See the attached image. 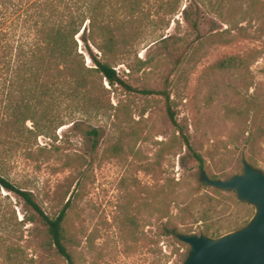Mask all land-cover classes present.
<instances>
[{
  "label": "rangeland",
  "instance_id": "374dc122",
  "mask_svg": "<svg viewBox=\"0 0 264 264\" xmlns=\"http://www.w3.org/2000/svg\"><path fill=\"white\" fill-rule=\"evenodd\" d=\"M187 5L189 21L182 12ZM17 16L6 23L0 18L6 35L11 29L6 37L1 33L3 47L22 34ZM169 21L156 34L149 30L132 48L130 59L136 62L132 72L122 61L115 68L134 87L168 89L177 121L191 134L210 176L225 179L239 173L243 156L252 155L255 166L264 170V138L252 146L247 134H241L236 115L228 112L231 107H245L249 95L264 97V0H182L180 11ZM162 35L168 38L161 40ZM77 39L86 65L94 66L80 34ZM3 47L0 51L8 52ZM92 50L101 56L97 48ZM230 56L242 64L230 70L215 67ZM9 77L6 64H1L0 102ZM105 85L113 105L107 114L79 116L76 125L60 127L57 138L39 136L37 146L48 148L46 156L31 160L20 153L9 162L6 176L31 191L51 216L73 193L67 246L75 264H182L190 247L167 233L166 227L200 231L206 223L182 222L178 203L165 197L162 187L169 182L173 188L179 180L182 191L196 189L199 163L171 121L162 96ZM260 121L264 125V113ZM93 128L99 129L96 139L90 132ZM148 164L157 167V176L145 170ZM254 209L242 207L238 212L249 217ZM229 219L234 216L219 212L214 222ZM0 264H70L58 254L40 214L4 188Z\"/></svg>",
  "mask_w": 264,
  "mask_h": 264
},
{
  "label": "trees",
  "instance_id": "16d2710c",
  "mask_svg": "<svg viewBox=\"0 0 264 264\" xmlns=\"http://www.w3.org/2000/svg\"><path fill=\"white\" fill-rule=\"evenodd\" d=\"M14 1L0 0L3 23L12 15H18L22 21L20 38L14 35L13 41H7L4 47L3 35H9L11 29L7 35L8 30L0 29V47L8 49L6 53L0 51V65L6 64L7 73H10L3 88L5 96L0 102V191L4 188L15 192L39 213L48 226V234L58 254L75 264L67 246L71 238L68 215L74 205L73 193L61 211L51 216L42 209L31 191L15 185L6 176L9 162L20 153L31 160L44 157L48 148L37 146L39 136L57 138V130L66 124L76 125L79 116L92 119L107 114L113 107L107 83L111 88L120 86L128 92L162 96L171 121L179 127L183 142L191 149L200 169H205L204 156L191 142V134L186 133L177 121L168 89L134 87L115 68V64L122 61L120 63L127 66L129 73L134 70L136 62L129 55L132 48L145 38L149 30L156 34L169 26V17L180 11L182 0H17L16 4ZM203 5L207 6V3L203 1ZM12 6L14 10L10 11ZM188 8L189 5L182 12L189 21ZM30 34V41L25 40ZM78 34L85 42L94 66H87L84 54L78 51ZM92 47L97 48L101 56L94 54ZM8 56L9 61H4ZM237 59V56H230L216 63L215 67L238 68L242 63ZM245 99V107H231L228 112L236 115L241 134H247V142L254 146L264 138V125L260 121L264 113V97L249 95ZM90 132L95 139L99 135L98 128ZM248 160L256 165L253 155ZM145 170L156 176L159 171L154 164H148ZM210 177L219 178L216 175ZM175 183L177 185L172 188V184L166 182L162 188L165 197L174 198L178 203V218L182 222L206 223L200 231L193 227L183 230L179 225L166 227L167 233L177 238L180 233L218 237L240 228L255 213L254 209L249 217L240 215V208L246 210L252 205L240 201L235 193L231 196L224 190L205 185L200 175L198 187L194 190L182 191L180 181L175 180ZM235 207L236 211L230 210ZM219 212L222 215L228 213L234 219L217 224L214 217Z\"/></svg>",
  "mask_w": 264,
  "mask_h": 264
},
{
  "label": "water",
  "instance_id": "95a60500",
  "mask_svg": "<svg viewBox=\"0 0 264 264\" xmlns=\"http://www.w3.org/2000/svg\"><path fill=\"white\" fill-rule=\"evenodd\" d=\"M242 171L232 176L212 178L202 168L200 180L210 187L235 193L252 205L255 213L240 228L212 237L204 233H180L179 240L189 245L182 264H264V170L254 166L246 156Z\"/></svg>",
  "mask_w": 264,
  "mask_h": 264
}]
</instances>
